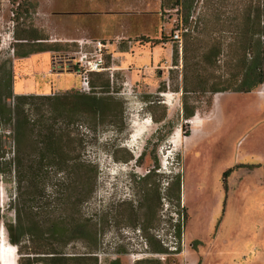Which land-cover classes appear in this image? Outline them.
Here are the masks:
<instances>
[{
	"label": "rangeland",
	"instance_id": "rangeland-1",
	"mask_svg": "<svg viewBox=\"0 0 264 264\" xmlns=\"http://www.w3.org/2000/svg\"><path fill=\"white\" fill-rule=\"evenodd\" d=\"M179 1L178 5L168 1L169 9H178L169 14H177L190 32L182 36L181 52L172 44L177 50L175 61L166 63L161 57L153 66L145 59L136 65L140 72L130 82L128 75L134 66L108 57L104 71L93 76L96 85V78L109 81L108 94L100 93L98 86L93 92L112 98V115L95 120L90 130L81 119L74 126L84 134V148L75 157L91 162L97 171L89 199H83L79 174L69 171L55 178L51 175L50 181L35 177L36 187H30L26 170L22 166L16 170L12 158L18 149L23 165L37 160L32 146L37 140L32 134V139L21 138L16 145L8 125L0 123V214L4 220L13 219L9 208L13 203L25 226L32 214L46 232L49 222L65 207L78 223L88 220L92 225L97 234L98 264H133L140 258L190 264L196 257L195 264H201L200 255L205 264H264V85L248 94L210 91L234 76L245 11L259 1L264 22V0ZM17 12L10 0H0L2 99L10 93L14 96L18 76L29 77L16 56L17 45L25 43L16 34L31 36L28 27L33 14ZM212 45L220 46L221 53L211 65L202 56ZM74 48L63 46L57 52ZM144 62L150 73L142 75ZM55 75L46 76L45 81L68 91L46 95L75 92V75ZM21 83L17 80L16 87ZM12 102L7 99V104ZM183 107L193 109V117L186 120ZM25 109L31 121L37 119L33 111ZM195 116L200 118L196 129L187 122ZM228 169L232 171L225 179V193L223 173ZM176 223L182 226L180 238ZM0 236L12 245L3 221ZM28 246L26 240L15 246L16 264L32 260L26 255ZM83 246L72 241L63 252L81 253ZM161 249L167 254L149 253ZM175 249L179 253L173 254Z\"/></svg>",
	"mask_w": 264,
	"mask_h": 264
},
{
	"label": "trees",
	"instance_id": "trees-1",
	"mask_svg": "<svg viewBox=\"0 0 264 264\" xmlns=\"http://www.w3.org/2000/svg\"><path fill=\"white\" fill-rule=\"evenodd\" d=\"M12 5H16V10L20 13L28 15L34 14L37 2L36 0H10ZM180 4L179 0H175L174 5ZM261 4L259 1L253 8L245 11L243 18V28H241L240 37L243 39L240 55L234 67L235 74L232 78L224 80L221 84H216L212 88L211 93H250L253 89L260 85H264V42H260V38L264 37V22L262 20ZM16 15H18V13ZM187 22V19H186ZM31 36L25 34H16L18 40L25 43L17 45V58H25L31 54L45 52L46 41L48 38L36 28L28 27ZM172 44L176 43L170 40ZM153 45H159L161 42L147 41ZM32 43V44H30ZM32 45V46H31ZM28 47V48H26ZM26 48V49H25ZM221 53L220 46L212 45L203 53V61L206 64H216ZM177 50L173 49L172 59L175 61ZM99 74V73H98ZM96 75V74H95ZM93 79V77H92ZM92 80L91 86L100 87L102 94L109 93V81L103 78ZM12 98L13 102L7 104V99ZM112 98L109 95H98L92 92L90 95L80 94L79 92H65L58 96L22 94L0 97V123L8 125L13 135L16 145L19 144L21 138H31L37 142L32 144L35 147L37 160H31L27 165H23L19 160V151L16 149V155L12 158V165L16 170L22 166L26 170V176L30 180V187H36L33 178L43 176L50 181L51 175L55 176L65 171L78 173L80 177L81 187L84 189V200L89 199L93 192L97 171L91 162L77 159L75 154H80L84 148V134L77 130L76 123L83 120L90 130V124L95 120H105L112 115L109 103ZM25 107H28L38 116L37 119L31 121L29 113ZM184 109L185 119L193 117L194 110ZM33 114V115H34ZM34 132L35 135H34ZM231 169L223 173V188L226 193L225 179L231 173ZM55 184V183H54ZM70 196L72 193L69 194ZM177 205L180 201L179 190L176 192ZM81 199L80 201H83ZM63 203L70 205L64 199ZM76 204H71L72 208ZM9 208L12 209L13 219L4 220L0 214V222L3 221L7 232L9 242L12 245L19 246L22 241L26 240L29 244L26 255L32 257L27 260V264L44 262L45 264H98V242L97 234L93 230L88 220L77 222L78 219L73 218V214H67L64 207L60 215H56L53 221L49 222L44 231L39 222L34 221V216H27L28 225L25 226L20 218V210L10 203ZM182 208V213L184 212ZM74 213L78 211L74 210ZM48 216V215H47ZM184 214H182V219ZM176 236L180 238L181 224L176 223ZM48 237L45 238V234ZM50 240L51 243H48ZM72 241H80L83 243L84 252L64 253L63 247ZM178 249L173 254H177ZM149 253L167 254L166 250H151ZM133 264H163L158 259L140 258L135 260Z\"/></svg>",
	"mask_w": 264,
	"mask_h": 264
},
{
	"label": "crops",
	"instance_id": "crops-1",
	"mask_svg": "<svg viewBox=\"0 0 264 264\" xmlns=\"http://www.w3.org/2000/svg\"><path fill=\"white\" fill-rule=\"evenodd\" d=\"M168 1L36 0L37 7L33 14L32 27L48 38L45 43L47 51L20 58L22 68H26L29 77L18 76L16 81L21 80L22 83L16 87L15 81L14 95H46L51 92L68 91L59 90L53 83L49 85L45 77L55 75L50 73L51 56L63 46L75 47L74 42L79 39L111 42L109 50L112 56L134 66V70L128 75L130 82L137 79L140 67L136 65L141 64L143 60L148 59L149 65L153 66H157L161 57L166 63L170 62L173 47L167 38L171 29L166 16L169 9ZM147 41L161 43L153 45ZM149 65L143 63L142 67L145 69L141 71L142 75L150 73L147 69ZM63 73L75 75L72 72ZM37 75H42L41 78L38 77L39 80L36 78ZM198 260L196 257L190 264H195ZM200 260L201 264H205L204 256L200 255Z\"/></svg>",
	"mask_w": 264,
	"mask_h": 264
},
{
	"label": "built area",
	"instance_id": "built-area-1",
	"mask_svg": "<svg viewBox=\"0 0 264 264\" xmlns=\"http://www.w3.org/2000/svg\"><path fill=\"white\" fill-rule=\"evenodd\" d=\"M175 9L166 11L167 20L171 22L168 37L176 43L177 50L181 52L182 36L190 32L189 26L176 14H169ZM168 14V15H167ZM193 16H190V22ZM75 48L68 52L54 53L50 58V73L59 74L72 72L78 77V89L80 94L90 95L93 92L91 86L92 77L104 71L106 58H113L109 52L111 42L98 39H79L74 42Z\"/></svg>",
	"mask_w": 264,
	"mask_h": 264
},
{
	"label": "bare ground",
	"instance_id": "bare-ground-1",
	"mask_svg": "<svg viewBox=\"0 0 264 264\" xmlns=\"http://www.w3.org/2000/svg\"><path fill=\"white\" fill-rule=\"evenodd\" d=\"M187 122L192 126V128L196 129L200 124V118L195 116ZM194 131L192 132V135ZM0 244V264H16L17 253L14 249L16 247L10 244L7 245L5 243V237H1Z\"/></svg>",
	"mask_w": 264,
	"mask_h": 264
},
{
	"label": "flooded vegetation",
	"instance_id": "flooded-vegetation-1",
	"mask_svg": "<svg viewBox=\"0 0 264 264\" xmlns=\"http://www.w3.org/2000/svg\"><path fill=\"white\" fill-rule=\"evenodd\" d=\"M252 92V91H251ZM248 94V93H247Z\"/></svg>",
	"mask_w": 264,
	"mask_h": 264
}]
</instances>
